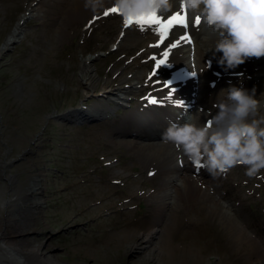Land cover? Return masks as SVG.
<instances>
[{
  "label": "rangeland",
  "instance_id": "1",
  "mask_svg": "<svg viewBox=\"0 0 264 264\" xmlns=\"http://www.w3.org/2000/svg\"><path fill=\"white\" fill-rule=\"evenodd\" d=\"M42 1L0 0V199L17 198L0 206V230L42 245L60 264H264V170L249 178L240 165L217 179L194 165L191 173L187 163L183 170L203 183L205 197H198L206 204L188 211L178 200L176 216L171 207L160 213L161 202L148 195L168 179L159 173L151 178L144 158L126 144L131 137L120 121L139 111L147 93L142 87L150 82L130 80L138 73L134 59L144 75L155 72L160 59L148 61L144 47V57L117 50L120 23L103 20L88 33L91 14L75 18L70 36L54 44L63 29L54 23L57 15H43L46 22L31 16L38 11L26 15ZM250 64L248 74L243 68ZM231 72L240 78L233 86L255 89L264 105V57L249 58ZM128 85L133 92L127 101L120 104L112 94L101 100L108 89ZM214 91L218 96L222 90ZM79 111H98V118ZM159 163L166 165L169 157ZM168 197L173 205L176 194Z\"/></svg>",
  "mask_w": 264,
  "mask_h": 264
},
{
  "label": "bare ground",
  "instance_id": "2",
  "mask_svg": "<svg viewBox=\"0 0 264 264\" xmlns=\"http://www.w3.org/2000/svg\"><path fill=\"white\" fill-rule=\"evenodd\" d=\"M113 7L114 5L109 4L102 12L93 14L84 9L83 0H44L41 2V6L38 9L35 8V5L31 4L26 15H31V11L33 10L39 12L38 14L31 15L32 17H37L38 20L39 17L44 19L43 15H51L52 13L57 15L58 19L54 23L59 22V26H63V29L60 30L62 33L58 35L54 44L62 43L67 36H70L68 26L75 23L76 21L74 19L77 17H84L85 15L91 14L90 18H88L89 20H86L88 22L86 24L84 22V26L88 29V33H90L94 27H101V22L103 20H109L108 22L110 25L120 23V26L117 27L118 31L115 36L116 42L120 41L117 50L124 49L125 51L128 50L129 54L133 53L134 56H142L141 51L143 50L141 48L144 47L146 49L144 50L146 51V55L149 56L146 57L150 58L148 61H151L153 58L166 61L165 64L157 68L158 71L156 70L152 72V74L151 72H145L144 75L143 72L138 70L142 68L140 61L138 58L134 59V61L137 60V63H135V71L138 72L137 75L139 78L137 79L136 72H134V76L136 75V77L130 80H142V83L146 80L150 81L143 85L144 87H142V89L144 90L145 88L147 93L143 97V102H141L139 108H136V111L143 110L144 113L139 111L132 112L123 116L120 121L124 124V130L130 134L128 138L131 137L126 141V144L131 147L130 150L134 149L137 152L136 155L144 158V162H142L141 165L143 163V166L146 165L145 169H148L147 172L152 174L151 178L159 173L161 178L168 179V181L164 183V187L159 184V181H153L156 185L159 184L157 185L158 191L157 193L154 191L148 195V198H150L152 202H157L158 205L159 202H161L159 206H156L157 210L162 213L166 211L168 207H171V215L176 216L180 208L177 204L178 200L180 201V205L182 202L184 203L188 211L203 207V205L206 204V199L198 197L199 194L203 196L206 193V191L203 190V183L199 182L197 177H188V173L186 174L183 169L186 167L187 163L190 162H188L187 158L183 157L181 153L177 152L171 144H165L161 139V134L169 125L166 122L167 120L183 123L188 115H193L198 118L199 122L205 118L211 119V115L215 112V109L212 107V104L207 105V101H215L217 98L214 94V89L216 91L227 89L229 88L228 86L231 87L234 84H238L240 78L236 74H230L233 69L225 70V68L219 64L218 61L221 54L211 51L217 37L211 33L202 19L192 18L187 12L181 10H174L166 16H160L162 19L167 20L172 15L179 13L182 17L186 16L187 27H181L179 25L173 27L167 39L164 40V43L161 44L160 47H153L152 45L158 44L160 41L155 26L148 25L143 31H141L140 27L135 23L125 27L122 15L109 11ZM106 12L109 14L106 15ZM197 19H199L198 24L196 23ZM44 22H46L45 19ZM119 31H121L120 35H118ZM186 37L189 39H185ZM139 38L143 41H138ZM144 43L146 46H144ZM173 43L179 46L171 47ZM136 45L138 46L135 47ZM165 51L169 53L167 57L164 56ZM254 64L258 65L257 63ZM244 66L243 71L250 72L248 74H251L252 64H250L249 67L248 65ZM143 67L146 69L148 64H145ZM84 68L87 69V74H91L90 63H85ZM170 76L172 77L171 81H169ZM145 78L146 80H144ZM90 79L92 81V77ZM172 80H174V83H172ZM244 84L247 86L246 83ZM90 85L91 83L89 82L88 86ZM243 85L240 86L245 87ZM132 92L133 87L128 85L126 89H123V87L108 89L106 93H102L100 96L102 101H104L103 98H106L107 95L109 96L112 94V96H119L118 99H120V101H116L121 104V101L125 102L130 98L129 96ZM178 94L180 97L184 98L180 100L174 99ZM149 97L155 99L157 103H150ZM139 98L133 99V103L134 101L137 102ZM208 109H210V112L207 111ZM79 113L80 115L82 114L80 111ZM133 113L135 114L132 116ZM161 113L167 116L160 118ZM97 114L98 111H95L90 115L82 114V117L87 119L98 118ZM115 121L119 122V119ZM135 121H139L141 128H139L140 126L137 127ZM166 156L169 157V163L161 166L159 162ZM191 166L189 171L194 173L196 168L192 164ZM182 170L185 175L182 174ZM220 177H222V175ZM203 182L209 183L208 181ZM169 186L172 187V189H170L171 193H175L177 197L173 205L166 202L169 198V194L172 195L167 191ZM213 192L216 193L215 191ZM15 199L17 198L9 200L0 199V206L4 208V205L14 203ZM218 208V216L224 217V212L220 207ZM182 214L185 215L184 213ZM157 229L156 225L150 229L153 236L157 235ZM0 264L60 263L52 259L51 256H48L43 251L42 245L34 244L31 241L29 242L27 238L24 239L21 236L13 237L9 231L0 230Z\"/></svg>",
  "mask_w": 264,
  "mask_h": 264
},
{
  "label": "clouds",
  "instance_id": "3",
  "mask_svg": "<svg viewBox=\"0 0 264 264\" xmlns=\"http://www.w3.org/2000/svg\"><path fill=\"white\" fill-rule=\"evenodd\" d=\"M109 4L123 19L166 16L174 10L199 18L217 39L211 49L221 54L219 64L235 69L249 58L264 57V0H83L85 10L102 12ZM249 91L231 86L213 102L215 112L206 123L188 115L183 123L171 122L161 134L187 161L220 177L236 166L255 178L264 170V112Z\"/></svg>",
  "mask_w": 264,
  "mask_h": 264
},
{
  "label": "snow or ice",
  "instance_id": "4",
  "mask_svg": "<svg viewBox=\"0 0 264 264\" xmlns=\"http://www.w3.org/2000/svg\"><path fill=\"white\" fill-rule=\"evenodd\" d=\"M111 13H120L119 9L116 7H113L109 10ZM106 15L109 14L108 12L105 13ZM121 14V13H120ZM137 24L140 27V30L143 31L145 30V27L148 25L155 26L156 33L158 37H160V41L158 44L152 45L153 47H160L161 44L164 43V40L167 39L168 34L170 33L171 29L177 25L181 27H187V19L186 16L182 17L179 13L172 15L170 18L167 20L162 19L158 15H151V16H146V17H140L136 19H125L124 20V26L128 27L131 24ZM196 23H199V19L196 20ZM189 39V38H185ZM179 45L176 43H173L171 47H178ZM170 50V49H169ZM168 51L164 52V56H168ZM155 60V58H153ZM165 60H160L157 62V67L160 65L165 64ZM170 98V97H169ZM149 102L150 103H157V101L151 97H149ZM199 168L200 166H196Z\"/></svg>",
  "mask_w": 264,
  "mask_h": 264
}]
</instances>
